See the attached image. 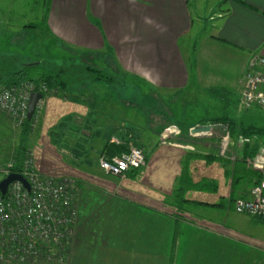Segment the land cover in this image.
I'll use <instances>...</instances> for the list:
<instances>
[{
    "label": "crops",
    "instance_id": "1",
    "mask_svg": "<svg viewBox=\"0 0 264 264\" xmlns=\"http://www.w3.org/2000/svg\"><path fill=\"white\" fill-rule=\"evenodd\" d=\"M206 17L210 22H205ZM37 29H45L68 49L93 59L104 58L114 68L117 63L121 70L159 91H179L189 85L191 77L184 46L192 47L198 78L202 60L216 64L217 69H232L241 77L253 55L264 56V0H50L47 20ZM60 99L49 97L45 102V118L50 112L53 124L66 125L64 119L72 115L78 120L83 115L88 118L84 104ZM205 124L199 121L193 126ZM97 132V141L107 137ZM91 135L84 134L85 144L94 141ZM117 137L112 136V141L119 142ZM160 137L155 133L149 152L141 146L146 166L130 170L122 182L107 187L77 179L80 192L93 202L86 208L90 212H82L75 225L74 248L79 247L86 258L89 241L93 243L97 250L89 254L90 264H264V236L240 238L221 219L236 211L237 197H251L254 181L234 185L231 200L232 176L225 170L232 171L233 165L191 159L193 181L209 178L217 182L218 190L189 189L186 199L191 203H177L176 207L170 196L189 155L221 154L212 131L186 132L177 144L163 143ZM102 147L104 142L100 150ZM82 154L71 153L70 157L79 162ZM60 157L68 155L60 153ZM100 207L108 209L101 212ZM76 258L78 261V255Z\"/></svg>",
    "mask_w": 264,
    "mask_h": 264
},
{
    "label": "rangeland",
    "instance_id": "2",
    "mask_svg": "<svg viewBox=\"0 0 264 264\" xmlns=\"http://www.w3.org/2000/svg\"><path fill=\"white\" fill-rule=\"evenodd\" d=\"M37 1L0 0V55L14 57V60L19 56L17 57L19 59L18 63L10 60V62H14L16 67H21L23 65L22 61L35 62L43 59L44 64L42 66L49 67V65L55 64L62 67H71L72 71L75 72L73 79L77 82L70 85L67 92L64 93L53 89L49 90L42 82L25 84H33L37 90H45L47 94L39 102L34 114L35 117L33 116V130L22 144L27 149V159L32 156L33 164L44 180H72L75 183L74 206L77 208V216L72 225L71 243L67 242L69 250L66 252L65 242L62 244L56 243L55 248L50 250L54 254H63L62 258L59 259L60 255H57V259L50 261H17L4 264H90L87 258L90 257L89 254H96L95 251L97 250L94 251L92 248L93 243L90 244L89 241L90 247L87 250L86 258H84L85 256H83L79 247L75 246L74 248V242L77 238V236L75 238V235L78 234V231L75 232V225L78 220L82 219V212H90V208L89 210L86 208L93 202V199L89 198L87 193L80 192L77 179L83 182L86 181L89 184L104 183L107 187L113 186L115 182L125 180L126 176L113 177L101 169L100 162L106 157V155H103L102 150L108 142L107 140L111 139L112 136H119L117 137L119 142L116 143L126 141L129 142V145L131 144L130 146L138 148L144 146L146 151L149 152V142L153 143L155 141V133L161 136V142L177 144L180 143L182 134L190 132L191 128L195 127L193 126L195 123H199V121L203 123V120L216 116L228 115L236 121H243L264 128V108L258 106L245 107L242 104V87L240 84L242 76L240 77L234 71H230L232 69H217L213 66L216 64L211 65L208 61L202 60V75L198 78L192 47L190 49L188 46L183 47L191 77L189 85L179 91H159L157 88H153L135 76L121 70L117 67V63L114 68L104 58L95 57L93 59L80 51L68 49L55 42L45 29L23 27L24 23L39 22L41 20L44 6ZM206 21L210 22V18L206 17ZM206 26V30H209V25ZM190 43H193L192 40ZM87 64L101 68L105 73L113 76V83L94 81L93 77L87 78L89 75L87 73L83 74L78 69V66L83 67ZM40 66L41 64L34 66L30 71V75L37 77L41 72L40 68L42 69ZM81 74H83V81L81 80L79 83L76 77L81 78ZM0 84L6 86L3 83ZM209 87H224L229 92L227 98L222 100L211 95ZM49 97H59L63 102L84 104L85 108H88V118L86 119L83 115L80 118L81 120H78L72 115L68 120L64 119V122H67L66 125L60 122L55 125L53 124L54 118L49 112L47 118L50 120L46 121L45 114L48 108L45 102L48 101ZM42 119H45V121ZM22 125L23 123L16 121L10 114L0 109V168L12 163V155L21 140H23ZM94 131H99L101 135L104 134L107 137L100 138L97 141ZM84 134H92L89 138L94 141L89 145L85 144ZM212 134L216 139L213 143H218L216 149L218 153L226 159L232 160V162L246 144L243 139L247 136H239L236 140H233L230 138L229 133L220 129V127H215ZM165 136L167 137L164 139ZM55 139L56 141H54ZM112 140L114 138L110 141ZM100 142H104V147L101 150ZM250 142L258 145V152L264 150V136H253L250 138ZM57 146L63 150L56 148ZM59 150L61 154L68 155V157H60ZM96 150L98 151L97 154H95ZM67 152L69 154H66ZM71 153L83 154L78 162L70 157ZM253 157H246L247 167H250L248 161ZM97 165L99 168H97ZM87 169L91 170L89 174L85 173ZM144 177L149 181V176ZM84 191H87V189ZM94 207L97 208L95 205ZM102 209L101 212H104V209L108 208L103 207ZM221 219L227 223L226 229L233 231L240 238L246 236L252 239L256 238L255 235H257V238L260 235L264 236V223L255 222L247 214L231 211L227 218L223 217ZM60 247H62V250H58ZM77 255L79 257L78 261H76ZM88 259L90 260V258Z\"/></svg>",
    "mask_w": 264,
    "mask_h": 264
},
{
    "label": "built area",
    "instance_id": "3",
    "mask_svg": "<svg viewBox=\"0 0 264 264\" xmlns=\"http://www.w3.org/2000/svg\"><path fill=\"white\" fill-rule=\"evenodd\" d=\"M241 101L245 107L264 108V56L253 55L240 81ZM39 92L33 84L4 86L0 84V109L23 123L28 118L32 92ZM167 136L164 137V139ZM244 143L250 138H244ZM33 155V153H32ZM34 157V156H33ZM32 156L25 162L23 174L30 190L20 181L9 184L7 193H0V264L23 261L59 259L63 254L50 251L56 243H71L72 225L76 220L74 206L75 183L72 180L46 181L33 164ZM252 169L264 176V150L249 160ZM143 150L130 146L129 150L112 158H103L101 169L114 177H125L130 169L144 166ZM10 173L8 167L0 168V181ZM234 208L239 213L264 217V178L251 191L250 198L237 197ZM62 250V247L58 248Z\"/></svg>",
    "mask_w": 264,
    "mask_h": 264
},
{
    "label": "trees",
    "instance_id": "4",
    "mask_svg": "<svg viewBox=\"0 0 264 264\" xmlns=\"http://www.w3.org/2000/svg\"><path fill=\"white\" fill-rule=\"evenodd\" d=\"M38 3H41L42 6H44V13L42 15V18L39 22H28L24 23L23 27L26 28H34L37 29L41 27L42 24H44L47 20V14H48V8L50 4V0H38ZM45 3V5H44ZM16 57V56H15ZM19 57V56H17ZM16 57V60H14V57H4L3 55H0V83L5 84L6 86L11 85H18L22 86L29 82H42L49 90H56L58 92H67V88L70 85H74L76 82L73 79L75 72L72 71L71 67H62L57 66L55 64L49 65V67L42 66L44 64V61L38 60L35 62H23L21 67H16L14 65V62L19 61V59ZM14 61V62H10ZM41 64L39 72L40 74L37 77H33L30 75V71L34 66H38ZM74 67V66H73ZM78 69L80 72H83V74H88L89 76L87 78L93 77L94 81H107L109 83H113L114 77L111 75H108L105 73L104 70L101 68L91 66V65H84L78 66ZM83 74H81V78L78 79L76 77V80L80 83L81 80L83 81ZM86 79V78H85ZM75 82V83H74ZM210 93L213 96L219 97L222 100L227 98L228 91L224 87H209ZM43 93V96L45 97L47 92L45 90H40ZM35 117V116H34ZM26 118V120L23 122L22 125V135L23 140H21V143L17 147V149L14 151V154L12 155V163H10L8 166V169L10 173L16 172V173H22L24 171L25 162L27 159V149L23 146L22 142H24L25 138L28 137L29 133L33 130V120ZM203 123H211V124H224L226 128L220 127V129H223L227 131L230 135V138L233 140H236L239 136H243L247 138H251L253 136H264V128L258 127L257 125L251 124V123H245L243 121H236L235 119L229 117L228 115H222V116H216L214 118H209L206 120H203ZM108 142L105 145V149L103 150L104 154L106 155V158H112L114 155H120L129 150V142L124 141L121 143H116L115 141L107 140ZM259 147L257 144H252V142H247L244 147L242 148V151L239 153V155L235 158V160L232 162L229 159H226L225 157L221 155H213V154H202V153H192L188 157V163L183 164L182 172L179 178L177 179V185L174 189L173 194L170 196L173 198L174 201L173 205L178 207L177 203L183 204L191 203L190 200L186 199V192L189 189H195V190H201V191H212L216 192L218 190V184L215 181L210 180L209 178H201L200 180L194 182L193 179L189 175V162L191 159H206L209 162H219L222 163L224 166L227 164H232L233 169L232 171H229L228 169L225 170V172L232 176V188L233 190L230 193V199L234 200L235 197V189L234 185H238L241 182H253L256 184H259L264 176L261 173H258L256 171H253L251 169H248L246 166V157L250 156L253 157L258 151ZM238 154V153H237ZM146 158V156H145ZM147 159V158H146ZM140 168H133L130 170L137 171ZM128 171V173L130 172ZM111 176V175H110ZM114 177V176H113ZM78 187L79 183L77 182ZM253 217V216H252ZM257 221H264V217H255Z\"/></svg>",
    "mask_w": 264,
    "mask_h": 264
},
{
    "label": "water",
    "instance_id": "5",
    "mask_svg": "<svg viewBox=\"0 0 264 264\" xmlns=\"http://www.w3.org/2000/svg\"><path fill=\"white\" fill-rule=\"evenodd\" d=\"M43 99V93L41 92H32L30 95L29 100V108H28V119H32L39 102ZM215 127H222L226 128L224 124H205V125H198L193 128H191L190 132L192 134H203V133H209L211 132ZM14 181H20L22 184L26 187V189L30 190V184L26 177L23 174L12 172L7 177H5L3 180L0 181V193L1 195H5L8 190V186L10 183Z\"/></svg>",
    "mask_w": 264,
    "mask_h": 264
},
{
    "label": "bare ground",
    "instance_id": "6",
    "mask_svg": "<svg viewBox=\"0 0 264 264\" xmlns=\"http://www.w3.org/2000/svg\"><path fill=\"white\" fill-rule=\"evenodd\" d=\"M9 174H10V173H9ZM9 174H8V175H9ZM20 174H21V173H20ZM8 175H7V176H8ZM7 176H6V177H7ZM26 179H27V178H26Z\"/></svg>",
    "mask_w": 264,
    "mask_h": 264
}]
</instances>
